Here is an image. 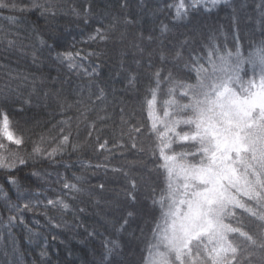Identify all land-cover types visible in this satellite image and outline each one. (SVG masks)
I'll return each mask as SVG.
<instances>
[{"label":"trees","instance_id":"16d2710c","mask_svg":"<svg viewBox=\"0 0 264 264\" xmlns=\"http://www.w3.org/2000/svg\"><path fill=\"white\" fill-rule=\"evenodd\" d=\"M11 2L24 10L0 9V34L16 41L10 49L0 42V109L7 111L14 131L24 136L25 144L19 147L25 156L41 136H57L59 122L65 120L71 124V143L81 147L73 151L69 145L54 160L29 159L14 172L0 170V264H100L105 239L120 241L121 249L113 253L115 264H144L159 217L153 199L165 188L160 161L152 155L156 139L150 132L147 100L155 87L153 74L161 70L157 112L162 115L161 103L169 98V72L174 80L194 83L195 74L184 64L205 56L213 37L218 45L233 49L238 31L242 51L264 40V0H230L210 12L192 9L190 22L183 24L174 20L172 6L178 0ZM47 3L56 6L54 15L42 14L38 5ZM106 27L107 40H89L97 28ZM185 40L189 44L181 50L183 60L177 61L175 52ZM66 50L100 55L79 60L82 67L69 70L56 60L57 52ZM100 89L105 93L102 101L96 99ZM176 99L186 102L179 91ZM85 105L86 120L80 116ZM93 123L94 129L89 127ZM133 126L141 132L132 133ZM105 140L106 148L100 149ZM43 146L51 150L55 142ZM10 176L17 185L8 183ZM129 177L136 181L135 201L127 195ZM65 180L81 191L64 189ZM48 199H63L69 207H52ZM25 203L30 207L25 209ZM14 204L18 211L11 208ZM128 212L133 215L128 217ZM9 216L17 219L10 224ZM125 218V231L117 232ZM241 219L246 230H258L252 217L245 214Z\"/></svg>","mask_w":264,"mask_h":264},{"label":"snow or ice","instance_id":"6c2138e0","mask_svg":"<svg viewBox=\"0 0 264 264\" xmlns=\"http://www.w3.org/2000/svg\"><path fill=\"white\" fill-rule=\"evenodd\" d=\"M229 3L230 0H189L186 5L185 0H178L172 6L174 20L183 24L189 21L192 9L210 12ZM38 7L42 14H55L56 6L52 3ZM0 9L24 10L11 0H0ZM109 27L97 28L89 40H107ZM166 30L167 26H164L162 31ZM233 39L234 47L229 49L226 45H218L213 37L206 46L205 56H194L184 64L189 73L195 74L194 83L174 80L169 72L166 77L170 85L169 98L161 103L162 115L157 112L161 70L153 74L155 87L150 89L151 98L147 100L150 132L156 139L152 155L160 161L158 167L165 176V188L158 199H153V205L159 208V217L145 249L144 264H264V40L242 51L238 31L234 32ZM0 42L6 43L9 49L16 44L15 40L8 39L7 33L0 34ZM188 44L187 40L181 42L175 60H183L181 50ZM81 52H57L56 60L73 70L82 67L77 61L100 55L85 52L82 56ZM33 58L35 61V53ZM164 59L162 54L161 60ZM178 91L186 102L176 99ZM3 94L7 96V93ZM104 96L100 89L96 99L102 101ZM81 103L77 101V104ZM67 108L71 109L72 105L67 104ZM87 110L85 105V110L80 113L85 120ZM59 123L62 125L57 132L59 139L41 136L39 141L33 142L31 153L25 156L19 147L25 144L24 136L14 131V122L6 110L0 109V170L14 172L18 167L26 166L29 159L54 160L69 145L73 151H78L81 146L70 141L69 121ZM65 127L69 131L65 132ZM89 127L94 129L95 124ZM130 131L139 134L141 129L133 126ZM88 135L91 137L92 132ZM53 142L55 147L51 150L43 146ZM9 144L17 149L12 150ZM107 144L105 140L98 147L105 149ZM131 147L137 148L136 143L133 142ZM74 179L79 181L81 178ZM8 183L18 184L12 176ZM129 185L128 198L135 201V179L129 177ZM63 188L81 191L77 184L67 180ZM3 195L7 198L6 193ZM47 204L63 209L69 207L63 199H48ZM23 207L27 209L30 204L25 203ZM11 208L18 211L19 205L14 204ZM245 214L255 220L257 231L242 226L241 217ZM132 215L128 212V217ZM16 219V216L8 218L10 224ZM126 225L127 218L116 231H125ZM103 249L100 264H115L113 253L121 249L120 241L105 239Z\"/></svg>","mask_w":264,"mask_h":264}]
</instances>
